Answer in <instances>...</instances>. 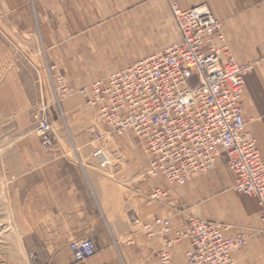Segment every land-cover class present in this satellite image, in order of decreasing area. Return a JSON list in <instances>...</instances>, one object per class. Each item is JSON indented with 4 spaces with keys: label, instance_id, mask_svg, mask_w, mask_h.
Wrapping results in <instances>:
<instances>
[{
    "label": "crops",
    "instance_id": "obj_1",
    "mask_svg": "<svg viewBox=\"0 0 264 264\" xmlns=\"http://www.w3.org/2000/svg\"><path fill=\"white\" fill-rule=\"evenodd\" d=\"M175 1L183 9L205 4L221 21L235 60L257 61L244 75L242 104L245 128L264 162V0ZM0 31L23 44L43 67L57 65L73 92L48 111L56 144L43 149L29 116L42 97L35 74L0 38V115L13 130L3 170L12 177L19 237L36 264H159L164 237L147 235L141 225L167 218V238H172L188 216L227 225V236L248 233L247 244L232 251L234 260L241 262L243 248L251 256L263 253L261 206L256 197L232 189L235 176L221 158L208 175L172 185L141 174L147 157L128 131L112 137L124 167L82 164L94 144L83 115L97 108L76 89L175 42L179 31L167 0H0ZM76 116L84 119L75 122ZM87 237L95 241L96 252L75 261L69 243ZM190 248L188 239L173 245L171 264H186Z\"/></svg>",
    "mask_w": 264,
    "mask_h": 264
},
{
    "label": "built area",
    "instance_id": "obj_2",
    "mask_svg": "<svg viewBox=\"0 0 264 264\" xmlns=\"http://www.w3.org/2000/svg\"><path fill=\"white\" fill-rule=\"evenodd\" d=\"M167 1L179 38L163 50L92 82L80 94L97 108L98 119L108 133H134L149 157L147 176L184 184L213 169L218 158L224 159L235 176L233 189L257 198L264 231V162L254 136L245 128L241 104L244 75L257 61L235 60L221 21L205 4L183 9L176 1ZM48 71L59 103L68 94L67 81L55 66H48ZM48 107L43 101L33 113L34 130L44 149L55 144ZM93 133L97 140L104 137V133ZM92 155L102 170L114 165L104 145L96 146ZM141 227L149 236L164 237L159 264H171L170 249L183 239L191 244L186 264H236L232 251L248 239L246 233L227 236V225L194 216H188L172 238H167V218ZM69 249L75 261H82L97 247L87 237L71 241Z\"/></svg>",
    "mask_w": 264,
    "mask_h": 264
},
{
    "label": "rangeland",
    "instance_id": "obj_3",
    "mask_svg": "<svg viewBox=\"0 0 264 264\" xmlns=\"http://www.w3.org/2000/svg\"><path fill=\"white\" fill-rule=\"evenodd\" d=\"M6 36L7 35H4V33H1V31H0V38L4 39V41L9 46V49L11 50L12 54L16 57V59H19L25 66H27L28 68H30L34 72V74H35L34 81H35L38 93L41 90L42 97L39 98L37 103L35 105H33V107L29 111V116H30V119L32 122V127H33L34 133L32 131L31 132L34 135L35 134L37 135V133L34 130L35 129L34 128L35 127L34 126V119H33L34 111H36L38 109V107L41 105V103L43 101L48 103V105H49L48 111L51 110L52 107L58 108V107H60L62 100L65 99L66 97L70 96L73 92L70 91L69 85L67 82L68 94L65 97H63L59 103H57L55 100V97H54V89H53V85H52V81H51L52 74H51V72L48 71V66H52V65L55 66L56 71L59 74H61L63 77H64V74H62L61 72L58 71L57 65H55V64H51V65L45 64V67H43V64L40 65V63H38L33 56L31 57L30 51L27 48H25L23 44L19 43L17 40L10 39L8 36L7 37ZM163 49L164 48H161V49L160 48H158V49L153 48V52L156 53V52H159ZM82 88H85V87H81L79 89H76V92L80 94V90ZM84 102L86 103L85 99H84ZM242 103H243V92H242V96H241V104ZM242 108H243V104H242ZM93 112H95V113H89L90 116L86 115V114L83 115L85 117V119L88 116L87 119L90 123L87 124L86 133H88L90 135V137L94 140V144H93V149L91 150V153H90V159L88 161L84 160L82 162V164L84 166L88 165V166H95L96 168H99V165L94 160L92 153H93L96 146L104 145L105 148L107 149V151L111 154L112 159H113L114 165L111 166L110 168L120 167V166L124 167L125 163L123 162V160H122V162L120 161V158H122L123 155L118 153V149H116V147L114 146L113 141H112L113 135H117V134L108 133V128L98 119V112L96 110ZM83 116L78 117V118L76 116L74 118L75 122L80 121L82 118L84 119ZM49 121H50V119H49ZM50 123H51V121H50ZM98 125H103L105 128L98 130ZM30 130L31 129H29L27 132H29ZM93 131L94 132L98 131L102 134L104 133V137L100 140L95 139ZM127 132H125L124 134H121V135H125ZM11 136H13V130L10 126V123L8 122L6 117H3L0 115V264H36L35 263L36 256L34 254H32L31 252H29L24 247L23 241L19 237V233L17 230V224L15 221L13 202L11 201V194H10V179H12V177L9 179V177H7L4 174V170H3L2 156L8 148L7 142H8V138H10ZM38 138H39V136H38ZM39 140H40V138H39ZM55 144H54V147H55ZM111 147H114V149H112ZM53 148H51V149H53ZM45 150H48V149H45ZM141 151L147 157V165H148L149 157H148L147 153L142 148H141ZM223 162L226 164L227 168L229 169V166L224 159H223ZM147 165L143 168V171L141 172L142 175L144 174V172L147 168ZM215 168H216V166H215ZM213 170L208 171L202 175H197V176L191 177L190 179L202 178V177L208 175L209 173H211ZM148 177H151V176H148ZM233 184H234V182H233ZM233 184H232V189H233ZM172 185H176V184H172ZM244 233H246V232H244ZM246 234L248 235V233H246ZM263 235H264V233H263ZM248 237H249V235H248ZM243 249H241V251H240V253L242 255L240 257L241 262L235 260L237 264H264V249H263V253H260V255H258V256H251L249 254H246V253H244V251H242Z\"/></svg>",
    "mask_w": 264,
    "mask_h": 264
}]
</instances>
